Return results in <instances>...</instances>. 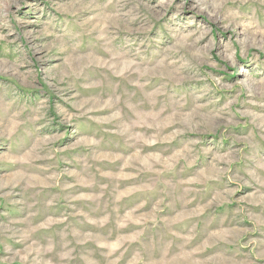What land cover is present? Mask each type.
<instances>
[{"label":"rangeland","instance_id":"374dc122","mask_svg":"<svg viewBox=\"0 0 264 264\" xmlns=\"http://www.w3.org/2000/svg\"><path fill=\"white\" fill-rule=\"evenodd\" d=\"M0 264H264V0H0Z\"/></svg>","mask_w":264,"mask_h":264}]
</instances>
